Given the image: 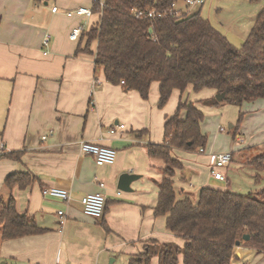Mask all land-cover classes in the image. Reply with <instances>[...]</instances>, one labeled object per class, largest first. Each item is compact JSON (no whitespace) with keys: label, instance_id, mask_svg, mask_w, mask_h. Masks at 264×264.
<instances>
[{"label":"crops","instance_id":"obj_1","mask_svg":"<svg viewBox=\"0 0 264 264\" xmlns=\"http://www.w3.org/2000/svg\"><path fill=\"white\" fill-rule=\"evenodd\" d=\"M92 3L93 0H0V155L23 152L20 160L0 158V199L13 196L20 213L33 216L39 226L49 229L9 240H3L0 231L3 264H102L105 259H111L112 264L124 253L130 258L144 252L151 239L184 245L182 238L168 230L166 217L154 213L157 183L165 164L149 156L147 145L164 142L166 117L174 114L169 102L174 98L183 100L192 87L184 93L174 90L168 104L160 108L158 82L152 84L148 99L136 90L109 83L103 70L95 68V54L76 55L86 37L77 41L69 37L75 26L86 22L89 29L98 17H69L66 13L80 6L91 7ZM215 4L216 0H205L203 5L191 7L186 0H179L177 8L183 14L200 12L234 46L240 47L264 5L242 37L217 19ZM54 7H58L56 12ZM46 33L52 35L48 46L43 42ZM96 48L94 42L91 49L95 52ZM206 90L216 93L214 89ZM250 104L248 117L264 116V99ZM196 105L200 108L199 103ZM122 124L124 128L119 127ZM112 128L115 133H111ZM241 133H237L238 140ZM84 140L116 148V162L97 165L92 155L81 150ZM213 147L206 148L205 153L173 149V157L182 163L174 176L178 198L187 196L196 202L203 187L236 192L227 170L237 154L245 155L244 165H251V159L264 154V139L253 138L249 146L239 150L217 151L234 153L232 162L223 169L226 181L212 174L208 155L216 153ZM15 172H29L37 180L26 189L10 190L5 179ZM126 172L138 175L130 191L118 188L119 178ZM255 175L258 176L256 172ZM101 183L105 186L101 187ZM50 186L67 189L70 199L45 197L42 190ZM94 192H103L108 202L107 211L99 219L85 215L81 203L85 195ZM59 210L64 211L63 216ZM245 247L237 249L234 263ZM152 264H159L158 256L153 257Z\"/></svg>","mask_w":264,"mask_h":264},{"label":"trees","instance_id":"obj_2","mask_svg":"<svg viewBox=\"0 0 264 264\" xmlns=\"http://www.w3.org/2000/svg\"><path fill=\"white\" fill-rule=\"evenodd\" d=\"M178 1L93 0L91 8L98 20L82 34L86 43L78 47L76 55L95 54V68L103 70L109 83L136 90L143 99L149 98L152 84L158 82L160 108L168 104L174 90L184 93L189 87L195 92L214 89L225 95L224 101L238 106L264 99V6L246 41L236 47L200 12L172 15V6ZM151 9L168 14L137 15V11ZM94 42L95 52L91 49ZM218 102L213 97L205 104ZM203 121L204 113L196 103L180 99L174 114L166 117L164 142L147 145L149 156L165 164L157 183L154 213L166 217L168 230L182 238L184 245L151 239L144 252L131 256L127 264H152L155 256L159 264H179L181 255L183 264H235L236 251L244 246L264 254V191L253 195L203 187L196 202L187 196L178 198L174 176L182 163L172 151L206 149L208 136L202 132ZM232 128L235 138L238 126ZM22 154L10 151L0 158L20 160ZM250 164L258 171L264 170V154L251 159ZM36 180L29 172H15L5 179V186L10 190L26 189ZM48 230L39 226L33 216L20 213L13 196L0 199L3 240ZM246 234L249 240L244 239Z\"/></svg>","mask_w":264,"mask_h":264},{"label":"rangeland","instance_id":"obj_3","mask_svg":"<svg viewBox=\"0 0 264 264\" xmlns=\"http://www.w3.org/2000/svg\"><path fill=\"white\" fill-rule=\"evenodd\" d=\"M263 5L264 0H216L213 12L217 16V19L227 26L228 29L237 31L242 37H245L246 32L251 27L252 19L257 16ZM187 96L190 98L188 99ZM213 97L216 98L217 93L211 90L205 89L200 92H195L190 88L184 94L183 98V101L189 100L194 103H199L200 109L204 113L202 132L208 136L207 150L210 149V146H214L213 150H216V152L223 148L226 150H239V147L242 149L245 146H249L253 138L261 139V141L264 139V116H247L249 114L247 109H250V106L247 105H251L250 103L252 102H246L241 106L231 104L224 100L219 101L215 105L205 104L206 100ZM169 103V107L171 106L173 112H175L179 100L177 98L175 100L174 98ZM253 113L256 114V111L254 112L253 110ZM241 114H243V117L240 116ZM231 124L238 126V133L242 132L240 136L241 140H238L237 136L234 138L235 129L230 127ZM221 127L224 130H220ZM261 152L255 154L259 155ZM182 156L186 158L184 155ZM244 156L243 154H237L234 162L227 170L232 187L240 194H260L264 190V170L258 171L252 165H244L242 163ZM208 157L211 163V158L209 155ZM253 171L254 174H252ZM255 172L258 176L255 175ZM5 190L7 191V188ZM241 253L235 261V264H264V254L262 253V256H257L258 252L250 246L242 248ZM129 256L127 253H124L112 264H127ZM182 257L181 255L180 264H183ZM4 261V259H0V264H3ZM107 263L111 264V259L103 260L102 264Z\"/></svg>","mask_w":264,"mask_h":264},{"label":"built area","instance_id":"obj_4","mask_svg":"<svg viewBox=\"0 0 264 264\" xmlns=\"http://www.w3.org/2000/svg\"><path fill=\"white\" fill-rule=\"evenodd\" d=\"M103 4V1L101 2ZM188 6L194 5H203L205 0H186ZM58 7H54L53 11L56 12ZM172 15L177 17H181L183 13L177 8V3L173 4L172 10L170 11ZM69 17L78 16V17H92L93 10L90 7L80 6L77 9L70 10L66 13ZM167 11H157L155 9L147 10V11H137V15L141 17H162L167 15ZM88 30V24L80 23L75 26L70 32V39L72 40H79L82 34ZM51 33H46L44 38V45L48 46L51 40ZM99 81L98 79L95 80L97 84ZM124 83V81L122 82ZM125 125H119L120 128H124ZM221 130H224L222 127ZM115 128L111 129V133H115ZM46 138V136H44ZM81 150L89 155H92L96 164L99 166L103 165H113L116 162L118 151L116 148L112 146H106L103 144L90 142V141H82L80 143ZM1 150H4V147H1ZM206 149L200 148L199 153H205ZM233 152L232 151H222L216 153H210L209 156L211 158V170L212 174L215 179L219 181H226V175L224 173V168L229 165L233 160ZM101 187H104V183L100 184ZM42 193L45 197L60 199L62 201H68L70 199V193L67 189L58 187V186H50L45 187L42 190ZM82 207L83 212L85 215L92 217V218H102L105 214L106 205H107V197L103 192H94L85 195L82 200ZM58 214L60 216L64 215L63 210H59ZM63 223V220H61Z\"/></svg>","mask_w":264,"mask_h":264},{"label":"water","instance_id":"obj_5","mask_svg":"<svg viewBox=\"0 0 264 264\" xmlns=\"http://www.w3.org/2000/svg\"><path fill=\"white\" fill-rule=\"evenodd\" d=\"M152 31V29L150 30ZM224 94H217V99L219 101L223 100L224 98ZM230 127H232V124L230 125ZM138 178V175L133 174V173H123L120 178H119V182H118V188L124 191H130L131 190V183L136 180ZM244 239L245 240H249L250 236L248 234L244 235ZM240 244V241H237V245Z\"/></svg>","mask_w":264,"mask_h":264}]
</instances>
